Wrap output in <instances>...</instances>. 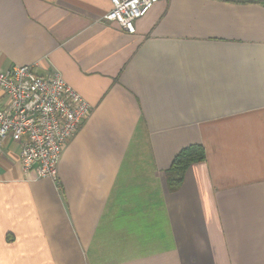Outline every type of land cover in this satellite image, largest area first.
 Masks as SVG:
<instances>
[{
	"label": "crops",
	"instance_id": "0c3cea01",
	"mask_svg": "<svg viewBox=\"0 0 264 264\" xmlns=\"http://www.w3.org/2000/svg\"><path fill=\"white\" fill-rule=\"evenodd\" d=\"M111 9L0 0V70L57 69L92 105L56 180L3 146L0 264H264V3L161 0L134 33Z\"/></svg>",
	"mask_w": 264,
	"mask_h": 264
},
{
	"label": "built area",
	"instance_id": "2783aa9c",
	"mask_svg": "<svg viewBox=\"0 0 264 264\" xmlns=\"http://www.w3.org/2000/svg\"><path fill=\"white\" fill-rule=\"evenodd\" d=\"M159 1L111 0L104 18L134 33L136 21ZM91 111L57 69L46 77L29 64L0 70V152L9 140L19 145L22 169L33 179H57L64 149Z\"/></svg>",
	"mask_w": 264,
	"mask_h": 264
},
{
	"label": "trees",
	"instance_id": "16d2710c",
	"mask_svg": "<svg viewBox=\"0 0 264 264\" xmlns=\"http://www.w3.org/2000/svg\"><path fill=\"white\" fill-rule=\"evenodd\" d=\"M206 160V149L202 143H193L183 147L166 170V182L170 192L180 189L190 166Z\"/></svg>",
	"mask_w": 264,
	"mask_h": 264
}]
</instances>
